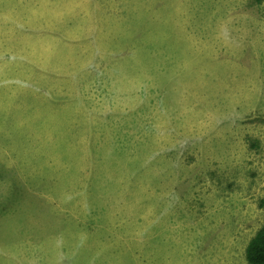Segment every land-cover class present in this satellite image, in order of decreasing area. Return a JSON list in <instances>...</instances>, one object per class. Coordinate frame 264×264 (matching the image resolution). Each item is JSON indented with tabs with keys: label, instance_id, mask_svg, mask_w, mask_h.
Returning <instances> with one entry per match:
<instances>
[{
	"label": "rangeland",
	"instance_id": "rangeland-1",
	"mask_svg": "<svg viewBox=\"0 0 264 264\" xmlns=\"http://www.w3.org/2000/svg\"><path fill=\"white\" fill-rule=\"evenodd\" d=\"M264 224V0H0V264H248Z\"/></svg>",
	"mask_w": 264,
	"mask_h": 264
},
{
	"label": "trees",
	"instance_id": "trees-1",
	"mask_svg": "<svg viewBox=\"0 0 264 264\" xmlns=\"http://www.w3.org/2000/svg\"><path fill=\"white\" fill-rule=\"evenodd\" d=\"M245 257L248 264H264V224L249 241Z\"/></svg>",
	"mask_w": 264,
	"mask_h": 264
}]
</instances>
